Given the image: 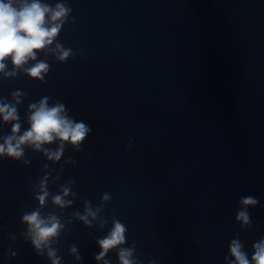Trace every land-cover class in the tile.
<instances>
[{
	"label": "clouds",
	"instance_id": "obj_1",
	"mask_svg": "<svg viewBox=\"0 0 264 264\" xmlns=\"http://www.w3.org/2000/svg\"><path fill=\"white\" fill-rule=\"evenodd\" d=\"M17 0H0V72H3L6 65L5 60L11 58L12 64L16 68H20L29 60L36 59V53L39 50L51 45L53 39L57 36L61 28L62 18L66 17L69 8L63 4H57L55 10L50 9L33 0L32 3H27V0H20L19 6H15ZM51 13V26H46V14ZM57 49L61 46L58 44ZM70 55V50H63L59 56L60 60H65ZM48 65L44 62L36 63L33 67L28 69V75L43 79L42 73L47 72ZM14 75V73H12ZM20 93H15L14 97H18ZM18 102V100H17ZM32 114L29 117L30 128L25 131L23 135L17 137L19 132V124H13L12 136L7 138L5 144L0 145V155L7 154L9 157L19 158L22 156L23 144L35 145L37 149L44 143H51L54 139H59L61 142H69L73 145H79L90 131V129L83 123H74L64 112L63 105H56L51 108L47 106V100L40 102L39 106L31 105ZM0 116L5 122L15 121L17 119L15 107L9 104H0ZM50 159H59L61 152L49 153ZM67 194V190H65ZM39 196L40 203L43 204L45 196ZM107 199V196H105ZM56 204L62 205V198L57 196L54 198ZM256 199L253 197H245L241 200L244 206L255 205ZM91 215L92 213L89 212ZM238 220L244 223L248 222V214L241 210L237 215ZM24 221L29 224V231L32 233L34 246L39 249L42 244L46 243L50 237H54L60 228L59 222L55 217L49 221L40 218L38 212L24 216ZM124 226L116 222L114 228L108 237L99 241L102 249L100 254L96 257L97 260L103 259L109 249L116 247L124 242ZM255 253L252 257L254 264H264V241L254 245ZM241 245L237 241H232L230 251L231 255L235 257L234 264H250L246 255L241 252ZM75 251V249H73ZM53 253L49 252V256ZM131 252L128 250H121L119 253L121 264H133L128 258ZM53 264H58V261H53Z\"/></svg>",
	"mask_w": 264,
	"mask_h": 264
}]
</instances>
